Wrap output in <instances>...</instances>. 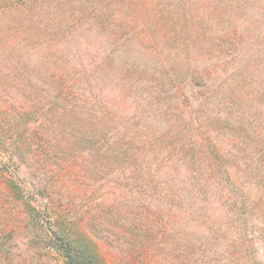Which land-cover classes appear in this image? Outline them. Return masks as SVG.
Here are the masks:
<instances>
[{
    "label": "rangeland",
    "instance_id": "374dc122",
    "mask_svg": "<svg viewBox=\"0 0 264 264\" xmlns=\"http://www.w3.org/2000/svg\"><path fill=\"white\" fill-rule=\"evenodd\" d=\"M44 29L74 32L69 43L84 45L98 68L91 88L98 109L135 123L126 129L140 151L118 175L103 172L97 154L63 131L94 121V109L92 118L80 116L84 97L73 105L78 119L66 120L53 93L40 105L28 90L19 94L31 80L56 92L64 78L76 80L68 63L47 69L22 49L29 30ZM178 152L184 159L166 164ZM144 165L157 177L174 172L181 189L191 172L206 178L222 169L256 216L182 222L185 214L173 209L144 230L142 192L137 186L130 195L126 178ZM55 226L102 264H264V0H0V264H66L52 249Z\"/></svg>",
    "mask_w": 264,
    "mask_h": 264
},
{
    "label": "trees",
    "instance_id": "16d2710c",
    "mask_svg": "<svg viewBox=\"0 0 264 264\" xmlns=\"http://www.w3.org/2000/svg\"><path fill=\"white\" fill-rule=\"evenodd\" d=\"M82 16L83 18L87 17L86 15ZM85 21L92 22V18L91 20L87 18ZM99 21L102 20L99 19ZM90 22L89 24H91ZM104 23L102 31H105L106 33V22ZM91 27L92 25L85 29V31L88 30L86 31L87 36H89L92 32ZM125 29L126 24H123L120 31ZM52 31H45V29L36 31L29 30V34H32V41L26 42L22 46V49H28V53L39 56V64L42 67L43 62L46 61L47 69L49 68V65H54L57 60L68 63L71 67V73L75 75V77L72 78H76V80L69 78L68 82L66 78H64L63 89L60 87L58 92L54 91L55 89H53L51 85L46 86V84H43L40 80H36L34 82L31 80L32 84L30 91L29 86L22 85L18 92L19 94L25 95V92L28 90V94H26V96H30V94L35 95L33 102L37 105L47 101L52 102L60 98L62 103L65 104L64 108H62V115L66 118V120L67 118L69 120L71 118H77L73 111V105H75V101H78L79 96L80 99L81 97H84V101L82 99L80 100V116L83 119L92 118L93 114H91V112H93L94 109L97 113L94 121H92L90 126L65 125L66 127H64L65 130L63 129V131L67 136L77 139L81 149L89 151L92 155L93 153L97 154L96 158L98 166L101 167L103 172L111 171L112 173L118 175V173H121L119 169L120 163L124 162L129 167H132V162L135 160V156L138 151H140L134 148L133 143H135V137H132V135L130 137V134L133 132L129 133L130 131L126 129V124L129 129L135 127L136 125L134 126L135 123L133 124V122L132 124L128 122L132 120L129 117V119L127 118L128 121L120 120L118 115L111 112L107 113L105 110L98 109V106H100V100L96 98V96L95 98H92L94 94L91 89L93 83L92 80H94L95 74L98 73L94 57L87 52L84 45L73 46L69 43L71 42V38L73 37L72 35L74 34L72 30L56 29ZM125 32L126 30L124 32L122 31L121 34L124 36L126 42H130V38L132 37L127 36L129 34H124ZM110 36L113 37L114 35H111L110 33ZM50 37H53L55 42H51L49 40ZM22 49L17 55V57L21 60L19 63L20 65L24 63L27 55ZM38 71L40 70L38 69ZM51 75L50 82H54L53 73H51ZM54 83H58L59 85L60 79L58 78ZM69 84H71V86H69ZM75 89L80 91L78 98L73 94V90L75 91ZM54 93H59V96H54ZM87 93H90L91 97L87 96L86 98L85 95H87ZM48 95L53 96L52 101L49 100ZM87 100L90 102L88 103ZM49 110V108L44 109V113L42 112L40 115L42 118L41 123H43V125L45 124V120L50 121L47 118ZM121 112L123 113V110L120 111V113ZM45 128V126L42 127V129ZM107 139H113L114 141L110 144ZM101 142L103 144L98 146ZM141 153V156L144 154L143 158H148L147 153ZM111 154L119 155L117 158H120V160H110ZM184 157V153L181 152H178V155L176 156L170 154L168 159H165L166 164L169 159H172L174 163H178L181 162ZM155 171L158 173L157 169ZM212 172L213 174L206 176V178L197 173L193 175L192 172L188 176H184L187 181L186 185H183V189H181L182 187H179V183L181 182H177V178L179 176L174 172H168L163 176L157 177L154 172V174L151 175V170H148L145 165L138 168V170H135V177L132 175L130 177L127 176L126 178L129 183V186L127 187L130 189V195L133 190L139 186V189L142 192L141 196H143L142 201H149L147 204L144 202V209L142 211V214L144 215L142 229H154L157 225L155 217L163 214L164 217L169 218V213H173V209L177 212L185 214L181 218L182 222H204L208 220L210 215L217 218L224 217V219H230V221L232 220L234 222H252L256 216L254 204L250 201H246L244 195H241L237 190L238 188L234 187L231 183L232 178H230L229 173H225V171L222 169L219 170L218 168ZM139 175H141V178ZM120 176L124 177L125 174H120ZM198 181L201 183L203 182L204 185H201ZM182 183L185 184V181ZM213 195L214 198H212ZM152 201L159 203L160 206H164L166 209L168 208V212L153 210L150 206L151 204L152 206L154 205ZM172 225L176 226V222L172 223ZM168 230L172 232L171 229ZM50 232L52 235L49 238L54 244L52 249L57 250L62 255L66 264H102L100 259L93 254L89 245L79 242L78 240H70L65 234L64 228L55 226V229L50 230Z\"/></svg>",
    "mask_w": 264,
    "mask_h": 264
}]
</instances>
